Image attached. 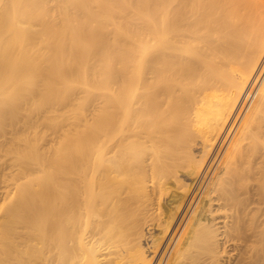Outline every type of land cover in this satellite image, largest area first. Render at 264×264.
I'll use <instances>...</instances> for the list:
<instances>
[{
    "label": "bare ground",
    "instance_id": "1",
    "mask_svg": "<svg viewBox=\"0 0 264 264\" xmlns=\"http://www.w3.org/2000/svg\"><path fill=\"white\" fill-rule=\"evenodd\" d=\"M263 3L0 0V264L30 261L34 232L48 264H264ZM109 12L123 28L139 15L149 48L161 28L162 64L134 24L137 44L118 45ZM76 87L92 114L56 132L62 154L34 156L45 181L23 184L21 143Z\"/></svg>",
    "mask_w": 264,
    "mask_h": 264
},
{
    "label": "rangeland",
    "instance_id": "2",
    "mask_svg": "<svg viewBox=\"0 0 264 264\" xmlns=\"http://www.w3.org/2000/svg\"><path fill=\"white\" fill-rule=\"evenodd\" d=\"M263 2H264V0H263ZM264 4V3H263ZM120 11V10H119ZM129 11H131V10H129ZM133 11V10H132ZM137 11V10H136ZM127 11H124V13H126ZM112 13V15H116L115 14V12H111ZM120 13H121V11H120ZM128 13V12H127ZM136 13V12H135ZM140 13V16H142L143 14H146L147 15V17H146V15L144 16V17H146V18H148L147 19V22L150 24L151 23V21L149 20V17L150 16H152L151 14H148V13H146V12H140V11H138V14ZM160 14V12H156V14H155V12H154V14L155 15H157V14ZM162 13V12H161ZM107 14V13H106ZM153 14V13H152ZM154 14H153V18H156L155 16H154ZM118 15L119 14H117L116 16H114L113 18L115 19V17L117 18L118 17ZM124 16H122V13H121V15L119 16V17H126V14H123ZM131 15V17H135V15L136 14H134V11H133V15L132 14H130ZM150 15V16H149ZM101 16H104L106 19L105 20H107V18H108V20H109V22H114V21H112V17H110L111 16V14H110V12L108 13V15H101ZM128 16H129V14H128ZM137 16V15H136ZM149 16V17H148ZM104 17H101V18H103L104 19ZM121 17V18H122ZM162 16H160V18H161ZM110 18V19H109ZM130 17H127V19H129ZM143 18V17H142ZM158 19H159V17H157ZM119 20H120V18H118ZM118 19H115V21H119ZM135 19V18H134ZM136 19H137V17H136ZM133 20L132 22L133 23H130V24H134L136 27H132L130 24H129V22L127 23L128 25H130V27H132V29L134 28V30H136V31H134V32H136L137 33V31H139V32H142L141 34L139 33V35H138V33H137V36L139 37V39H140V41H141V39L142 38H144L145 37V35L143 34V30L145 29V31H144V33L146 32V28H148V30L150 29L147 25H146V22H144V21H142V19L140 20L139 19V15H138V19L137 20ZM162 19V18H161ZM111 20V21H110ZM130 20H132V18H130ZM130 20H128V21H130ZM104 21V20H103ZM120 21H122V19L120 20ZM124 21H126V18H124L123 19V23H121V24H124V23H126V22H124ZM145 21H146V19H145ZM155 20L153 19V21H152V23L154 22ZM117 22H115V23H117ZM159 22V25L161 24L162 25V22H161V20L160 21H158ZM161 22V23H160ZM114 23V24H115ZM119 23V22H118ZM144 23V24H143ZM110 25H111V23H109ZM109 24H107V26H109ZM158 24V23H157ZM102 25V24H101ZM115 25H119V30H118V26L116 27V26H112L111 25V30L109 31V29H108V31L109 32H113L114 34H112V33H108V31L106 32L108 35H118V36H120V37H116L115 39H116V41H117V39H118V45H119V43H120V40H122V39H120V38H123V45H124V48L126 49V47L128 46L127 45V42H128V44L130 43V41H129V39H127V37H129L130 39H133V41L134 42H136V43H134V44H137V40L135 41V37L133 36V35H131L132 33H133V31H132V29L131 28H129L130 30H128V28H127V26L128 25H126L125 27L127 28H125L126 30H127V32H128V34H126V30L124 31V28L122 27V26H124V25H120V23L119 24H115ZM143 25L146 27V28H144L143 30H142V28L141 27H143ZM151 26H152V24H150ZM156 25V24H155ZM154 24H153V26H155ZM157 26V27H159L160 28V26ZM150 26V27H151ZM152 26V27H153ZM156 27V26H155ZM162 27V26H161ZM120 28H121V30L122 31H120ZM158 28V29H159ZM147 30V31H148ZM151 30V29H150ZM129 31H131L130 33H129ZM152 31H153V29H152ZM152 31H150V32H152ZM158 30H156V32H157ZM105 32V31H104ZM149 32V31H148ZM136 33H135V35H136ZM159 33V32H158ZM157 33V35H159L160 34V36L158 37L159 38V40H160V44H159V41H157L158 42V45L160 46V45H162V40L160 39V38H162V36H161V34H162V29L160 28V33L158 34ZM130 34V35H129ZM134 34V33H133ZM142 34L144 35V37H142ZM149 34V33H148ZM154 35H156V33L154 32ZM131 36V37H130ZM150 37L152 36L151 34L149 35ZM153 37H155V36H153ZM153 37H152V39H153ZM147 38L149 39V37L147 36ZM156 39H158L157 38V36L155 37ZM154 38V39H155ZM127 39V40H126ZM137 39V38H136ZM151 38H150V40H152ZM124 40H126L127 42H124ZM149 40V41H150ZM121 41V42H122ZM142 41L144 42L143 43V45L142 46H147L148 48H149V44H148V42H147V40L145 41V40H143L142 39ZM153 41V40H152ZM156 41H154V43L156 42ZM125 43V44H124ZM150 43V42H149ZM153 42L151 43V47L148 49L147 47H146V49H144V51H146L147 53H148V55L150 56V53L148 52V51H150L151 52V50H153V48H155L153 51V53H155V54H157L156 55V59L154 58V56L153 55H155V54H151V56L153 57V59H151V57H149L148 55H147V53H146V55H147V57H149V59L147 58V60H149L151 63H154L155 64V62L156 63H158V62H160L161 64H162V55H160V52L158 53V51H157V49H156V47H158V46H155L154 47V45H157V43L156 44H154ZM121 44V46H123ZM132 44V43H131ZM145 44V45H144ZM154 44V45H153ZM126 46V47H125ZM131 46H134L133 44L131 45ZM135 47H137L136 45L134 46V48ZM122 48V47H121ZM127 48H129V47H127ZM130 48H132V47H130ZM129 48V49H130ZM134 48H133V50H134ZM128 49V50H129ZM137 49H138V47H137ZM140 49H142V47H140ZM139 49V51H141ZM161 49V48H160ZM159 49V50H160ZM122 51H120L121 53L123 52H126L125 54H129L130 52L128 51H124L123 49H121ZM133 50L131 49V51L133 52ZM155 50H156V52H155ZM139 51L137 50V52L136 53H138V54H136L137 56L138 55H140V53H139ZM161 51V50H160ZM131 52V53H132ZM120 53V55L122 56L123 55V53L121 54ZM130 53V54H131ZM124 54V58L126 57V55ZM129 54V55H130ZM133 54H134V52H133ZM132 54V55H133ZM162 54V53H161ZM145 55V54H144ZM121 56H120V58H121ZM118 58H119V56H117ZM129 57H131V56H129ZM159 57V58H158ZM135 57H133L132 58V60L131 61H133V59H134ZM101 59V58H100ZM127 59V57L125 58V60ZM131 59V58H130ZM138 59V58H137ZM123 60V58H121V61ZM125 60H123L122 61V63L125 61ZM151 60H154V62H152ZM119 61H120V59H119ZM118 61V62H119ZM127 61H130V60H126V63H127ZM137 61V60H136ZM149 61H148V64H149ZM101 63H103V60H102V62H100V64H99V68H101L100 67V65H101ZM125 63V62H124ZM132 64V63H134V62H129L128 64ZM149 64V65H153V64ZM118 64V63H117ZM136 64V63H135ZM159 64V63H158ZM104 65V64H103ZM120 65V64H119ZM134 65V64H133ZM131 66V65H130ZM115 67H117V65L115 66ZM119 67V66H118ZM133 68H131V70L133 71H131L132 72V74L133 73H136V67H134V66H132ZM103 68H105V67H103ZM106 69V68H105ZM100 70V69H99ZM100 72V76L99 77H103V75L101 76V72H103V69H102V71H99ZM106 72V71H105ZM105 72H103V73H105ZM119 72V71H118ZM112 73V72H111ZM108 74V73H107ZM110 74V73H109ZM113 74V73H112ZM119 74V73H118ZM117 74V75H118ZM136 75V74H135ZM132 76V75H131ZM105 79H106V73H105ZM103 77V78H104ZM108 77V76H107ZM101 78H99V79H101ZM109 78L111 79L112 78V76H111V74L109 75ZM108 78V82L111 84V82H110V79ZM98 79V80H99ZM102 83H104L103 82V79H102ZM98 88H99V90L98 91H100L101 90V88L102 87H104L105 89H106V83H104L103 85L101 84V82H99L98 81ZM104 92L106 91V90H103ZM101 93H102V91H100ZM101 93H100V96H101ZM67 94V95H66ZM64 97H63V99H61V100H59V101H56V103L51 107V117H52V123L50 124V125H48V124H46L45 122H39L38 124H37V127H36V130H35V135L31 138V139H29L27 142H24V144H23V142L21 143V146H20V151H22V154H21V156H20V158L19 159H16L17 161H18V164L20 165L21 164V169L22 168H24V169H22L21 171V176H22V178H20V182H23V184H25V183H29V180H30V183H33L35 180H36V178H37V180L35 181V185L38 183V182H40V181H45V179H46V174H47V172H45L46 170L45 169H43V168H31V165H30V163L33 161V158H34V156L35 157H37V158H41V154L43 155V154H46L47 153V151H48V148L49 149H51L52 151L53 150H55V151H57V153L59 154V153H61V152H63L62 150H64L63 149V147L65 146H67V145H65V142H66V140H60V138L59 137H57V135H56V132H57V134L59 133V134H61L60 133V131H62V130H66V129H68L69 127H71L72 128V126L74 125V124H76V125H78V121H79V119L81 118V116L83 115V114H86V116L88 117V112L90 111V110H92L91 112H93V110L94 109H92V108H94L96 105V102H97V98H96V95H88V96H86V95H84V93L82 92V89L80 88V87H76V88H74V89H71V91L70 92H67V93H64ZM97 97H98V95H97ZM98 99H99V97H98ZM88 111V112H87ZM85 112V113H84ZM90 113V112H89ZM88 114V115H87ZM90 114H92V113H90ZM85 115H83L82 117H86ZM90 116H92V115H90ZM40 120V119H39ZM74 127V126H73ZM57 128H59V130H57V131H55ZM71 128H69V129H71ZM55 136H56V139H55ZM35 138V139H34ZM33 139H34V141H33ZM63 139H65V138H63ZM30 141V142H29ZM67 143V142H66ZM68 144V143H67ZM23 145V146H22ZM26 145H28V146H26ZM31 145V146H30ZM50 145V146H49ZM52 147V148H51ZM54 147V148H53ZM31 148V149H30ZM36 151V152H35ZM61 151V152H60ZM26 153V154H25ZM34 153V154H33ZM40 153V154H39ZM53 153V152H52ZM31 154H32V156H31ZM54 154V153H53ZM62 154V153H61ZM29 157V158H28ZM30 158H32V159H30ZM24 160V161H23ZM31 160V161H30ZM30 161V162H29ZM14 162H15V160H14ZM23 162V163H22ZM25 163H26V165H25ZM25 165V166H24ZM27 169H29V171L26 170ZM23 171H24V174H23ZM30 172H32V173H30ZM24 175V176H23ZM26 176V177H25ZM26 178V179H25ZM27 178H29V179H27ZM22 179V180H21ZM32 179H33V181H32ZM38 179H40V181H38ZM32 181V182H31ZM38 181V182H37ZM37 182V183H36ZM41 183H43V182H41ZM38 198V197H37ZM38 201V199H36V202ZM8 202V201H7ZM35 205V207H36V203L34 204ZM37 205H38V202H37ZM44 215V214H43ZM46 215V217H44V216H42V221H45L46 220V218H47V214H45ZM37 227V226H36ZM38 228V227H37ZM36 229V228H35ZM19 230H21L20 228H19ZM38 230V229H37ZM41 230V229H40ZM36 231V230H35ZM44 231V230H43ZM45 232V231H44ZM44 232H42V233H44ZM40 233V232H39ZM36 234V236H39V235H41V236H39V238L37 239L36 238V236H35V238H33V236ZM37 232H34V235H32L31 236V238L33 239L32 241L34 242H32V241H30L31 242V245H30V242L28 243L29 245H30V247L28 246V244L26 243H21L22 245L24 244V245H26L25 246V248L23 247V250H25V251H27L28 249L29 250H31V247H32V250L31 251H37L38 253H39V251L41 252V254L39 253L38 255H40V257H37V259L38 260H40V262H38V260H37V264H48L47 262H48V258H49V256H50V254L49 253H51L49 250V246H48V244H50V239H49V241L47 240V239H45L44 237H42V234H38ZM8 236H9V238H8ZM14 236V235H13ZM43 236H45V233H44V235ZM41 237H42V239H41ZM16 237L14 236V237H12V235H7V237H6V239H5V243H6V245L8 246V245H10L11 243H13V242H15V240H17V239H15ZM31 238H30V240H31ZM14 239V240H13ZM37 239V240H36ZM40 239L42 240V242H40ZM35 240V241H34ZM36 243V244H35ZM46 243V244H45ZM32 244L34 245V246H32ZM12 245V244H11ZM10 245V246H11ZM9 246V247H10ZM20 246V248H21V245H19ZM26 247H28V248H26ZM19 248V247H18ZM19 248V251H18V253H15V252H12V255H17V256H20L21 257V255L23 254V257H24V253L25 254H27L25 251L24 252H22V254L21 255H19L21 252L20 251H22V248L20 249ZM30 252V251H29ZM34 252H33V255L31 254V252L29 253V254H27V255H30L29 257H30V261L31 260H35L36 259V257L33 259L32 257H34L35 256V254L37 253V252H35V254H34ZM156 255H157V252H155V254H154V256L156 257ZM153 256V257H154ZM25 257L26 258H29L28 256H26L25 255ZM46 257V258H45ZM154 257V258H155ZM25 258V259H26ZM153 258V259H154ZM152 259V260H153ZM155 260V259H154ZM28 261V263H26ZM26 262H25V264H30V261H29V259L27 260ZM35 261H33V262H31V263H33V264H35L34 263ZM42 262V263H41Z\"/></svg>",
    "mask_w": 264,
    "mask_h": 264
}]
</instances>
